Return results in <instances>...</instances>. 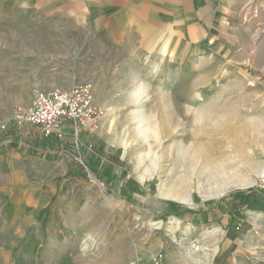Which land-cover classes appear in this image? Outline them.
Listing matches in <instances>:
<instances>
[{"label": "rangeland", "instance_id": "1", "mask_svg": "<svg viewBox=\"0 0 264 264\" xmlns=\"http://www.w3.org/2000/svg\"><path fill=\"white\" fill-rule=\"evenodd\" d=\"M24 4L0 0V264H150L161 248L164 255L210 257L212 243L200 239L229 235L243 240L240 264H264V143L247 147L260 169L246 174L243 187L230 185L220 196L192 189L191 206L156 193L174 165L163 154L175 156L173 145L195 128L193 115L217 97L232 98L228 72L244 90L258 84L254 114L264 124V63L252 57L264 45V0H232L230 14L192 57L152 54L125 69L115 62L104 76L83 67L86 52L59 50L63 37L52 35L47 20L32 19ZM67 74L91 85L104 111L99 128L45 139L13 120L38 91L68 87L49 83ZM137 155L149 172L142 182L133 172ZM68 209L83 217L69 221ZM52 237L58 245L50 246Z\"/></svg>", "mask_w": 264, "mask_h": 264}, {"label": "crops", "instance_id": "2", "mask_svg": "<svg viewBox=\"0 0 264 264\" xmlns=\"http://www.w3.org/2000/svg\"><path fill=\"white\" fill-rule=\"evenodd\" d=\"M30 5L31 18L47 20L52 35L63 37L62 51L86 52L84 66L101 69L131 67L138 59L192 57L231 11L232 0H21ZM69 37V39H68ZM59 43V40H56ZM70 60L73 61V58ZM70 61L68 67H73ZM80 79V78H79ZM75 75L53 77L49 83L69 84ZM82 81H85L82 79ZM66 87V88H68ZM52 89V88H51ZM36 129V128H35ZM37 131V130H36ZM70 130H66V134ZM40 135L39 131H37ZM45 139H57L54 137ZM235 232H232L234 234ZM231 234V233H230ZM212 243L208 256L168 250L164 264H240V236L200 239ZM206 248V247H203ZM201 248L203 251L204 249ZM208 249V248H206ZM205 249V250H206ZM202 251V252H203Z\"/></svg>", "mask_w": 264, "mask_h": 264}, {"label": "bare ground", "instance_id": "3", "mask_svg": "<svg viewBox=\"0 0 264 264\" xmlns=\"http://www.w3.org/2000/svg\"><path fill=\"white\" fill-rule=\"evenodd\" d=\"M243 43L247 45L246 41H243ZM252 57L255 65L263 64L264 45L259 44L254 49ZM226 77L231 79L228 82L231 86L228 94H231L232 98L217 97L212 104L202 107L193 115L195 128L190 134L187 133L183 136L179 143L173 145L175 156L173 153L172 156L169 152L163 154L165 159H172L174 165L168 170L169 173H167L165 179L158 183L157 195L169 197L191 206L192 198L189 192L192 189L206 193L208 196L210 194L220 196L230 185L243 187L247 184L245 182L246 174L258 168L260 169L259 162L255 160L254 154L251 153L252 148L249 147L251 152L247 150L248 146L252 145L254 147L258 143H264L263 121L254 114L258 112L257 108L260 104V97L257 96L258 84L251 82L252 87L244 90L240 86L242 81L238 79V76H232L230 71ZM261 84L264 85V81ZM234 102L237 103L235 104L237 105L236 110L229 107ZM245 102H249V105L247 104L249 108H244ZM221 105L229 108L221 109ZM169 116L165 119L167 120ZM162 130V136L167 134L166 129ZM144 160V156L137 155L133 166V172L141 182L149 177V174H147L149 173L148 168H143L141 165ZM152 160L150 159L151 162ZM150 171L152 174L155 169L153 168ZM83 214V211L70 212V209L65 210V216L71 222L81 219ZM99 216L102 217L101 214ZM172 223L177 225L179 221L173 219ZM50 239V246H56V240H52L53 237ZM53 255L55 256L53 251L48 252L47 262H52ZM78 259L74 261H79Z\"/></svg>", "mask_w": 264, "mask_h": 264}, {"label": "built area", "instance_id": "4", "mask_svg": "<svg viewBox=\"0 0 264 264\" xmlns=\"http://www.w3.org/2000/svg\"><path fill=\"white\" fill-rule=\"evenodd\" d=\"M103 114V109L94 102L91 85L80 83L38 91L31 106L18 107L12 118L18 124L33 126L43 137L62 139L67 129L74 138H79L84 131L96 130ZM163 255L161 248L150 264H163Z\"/></svg>", "mask_w": 264, "mask_h": 264}, {"label": "trees", "instance_id": "5", "mask_svg": "<svg viewBox=\"0 0 264 264\" xmlns=\"http://www.w3.org/2000/svg\"><path fill=\"white\" fill-rule=\"evenodd\" d=\"M250 192V191H249ZM240 197H244V195H242V194H238ZM245 199V198H244ZM261 208H263L264 209V204L263 205H261Z\"/></svg>", "mask_w": 264, "mask_h": 264}]
</instances>
